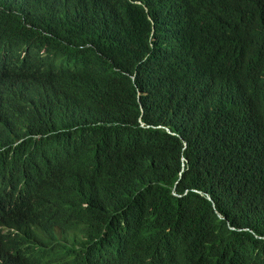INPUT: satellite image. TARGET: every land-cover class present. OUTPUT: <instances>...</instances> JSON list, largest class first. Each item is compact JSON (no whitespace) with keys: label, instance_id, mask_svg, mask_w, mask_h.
Segmentation results:
<instances>
[{"label":"trees","instance_id":"16d2710c","mask_svg":"<svg viewBox=\"0 0 264 264\" xmlns=\"http://www.w3.org/2000/svg\"><path fill=\"white\" fill-rule=\"evenodd\" d=\"M0 189V264H264V0H0Z\"/></svg>","mask_w":264,"mask_h":264},{"label":"clouds","instance_id":"9594fccd","mask_svg":"<svg viewBox=\"0 0 264 264\" xmlns=\"http://www.w3.org/2000/svg\"><path fill=\"white\" fill-rule=\"evenodd\" d=\"M161 3L164 4V7L170 6L175 0H159ZM138 4L148 13V19L151 22L153 18L150 14L148 6L143 2H138ZM155 29L152 30V36L154 35ZM37 166V163H36ZM34 179H47V171L46 169H39L37 166V172L35 175L31 173L29 170L26 174V178L21 180L22 184H27L31 188L38 189L37 187L31 184V181ZM29 180V182H27ZM3 192V189H0V193ZM22 215L17 211L15 204L11 200H3L0 202V231L6 237L9 238V233L13 231L14 225L22 224L21 222Z\"/></svg>","mask_w":264,"mask_h":264}]
</instances>
